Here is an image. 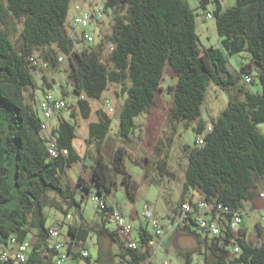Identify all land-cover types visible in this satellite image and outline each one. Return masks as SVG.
Here are the masks:
<instances>
[{
    "label": "trees",
    "instance_id": "1",
    "mask_svg": "<svg viewBox=\"0 0 264 264\" xmlns=\"http://www.w3.org/2000/svg\"><path fill=\"white\" fill-rule=\"evenodd\" d=\"M6 1L0 0V249L12 236L30 239L28 260L20 264H53L56 258L48 242L52 226L47 224L50 214L47 208L63 211L66 219L69 212L74 214L76 221L69 224L68 235L85 243L94 230L81 208L88 198L82 192L88 193L91 183L83 175H79L75 184L68 177L69 168L80 159L74 147L75 124L57 115L59 122L52 125V134L69 153L51 157L42 130L44 117L40 116L37 104L33 71L59 70L64 60L68 61L69 77L79 96L77 106L84 118L92 113L90 100L101 98L111 83L127 93L119 135L129 140L136 116L157 106L159 93L165 91L163 80L167 73L176 79L167 86L172 95L169 121H191L201 114L211 81L223 87L236 84L225 52L247 51L251 63L243 69L248 71L255 65L262 91L240 88L245 99H231L210 129L199 122L197 139L204 135V144H198L196 139L197 147L189 152L181 200L202 197L209 203H222L232 209L255 206L256 181L264 179V133L258 128L264 122V0H236L228 8L215 0L213 15L222 48L204 49L198 44L196 17L187 0H106L102 14L112 15L111 34L76 49L74 39L81 40L79 32L87 28L79 29L76 37L71 36L72 23L67 29L72 0ZM102 20L103 17L94 23L98 25ZM48 79L43 73L44 96L53 94ZM66 94L61 96L64 100ZM110 104L111 108L106 106L112 111ZM110 125V113L99 108L97 120L89 125L90 141H103ZM173 134L165 139L168 145ZM159 142L156 150L161 155L164 138ZM125 154L126 148L120 146L111 163L100 155L92 165L97 191L90 196L91 200L99 195L107 203L101 210L92 200L102 222L98 236L106 235L117 243L118 264H153L147 263L152 255L151 230L142 226L134 238L138 246L131 248L117 227L108 225L109 220L113 221L110 213L116 207L103 195L116 187L118 172L125 171ZM158 164L160 171H164L166 160L159 159ZM129 177L126 172L124 182L129 196L135 198L138 187ZM189 188L198 191L197 196L186 194ZM78 192L82 201L76 197ZM231 217L232 214H227L221 219L220 234L202 228L194 214L177 231L194 234L203 264H264V223L255 224L260 242L256 243L249 239L243 225L238 231L231 229ZM234 244L240 246V252H232ZM78 246L82 247L71 251V261L105 264L101 253L90 261V253L87 257L81 255L87 245L84 248L78 243ZM184 257V264H192L191 250ZM0 264L18 263L10 260Z\"/></svg>",
    "mask_w": 264,
    "mask_h": 264
},
{
    "label": "rangeland",
    "instance_id": "2",
    "mask_svg": "<svg viewBox=\"0 0 264 264\" xmlns=\"http://www.w3.org/2000/svg\"><path fill=\"white\" fill-rule=\"evenodd\" d=\"M4 1L7 2L6 0ZM75 1L81 3L84 9L91 10L96 6L103 7L106 0H72L68 12V30L75 14ZM187 1L196 17L199 46L202 49L210 46L222 48V37L219 34L216 18L213 15L215 0ZM220 1L224 8L236 4V0ZM208 12L212 13V18L207 17ZM112 24V15L104 14L101 23L98 22V25H96L91 22L86 28L95 37V43H97L102 38V35L111 34ZM225 53L228 69L236 79L235 85L223 87L211 81L208 85L204 102L201 105V114L191 121L181 120L173 123L169 121L172 95L168 93L167 86L174 84L176 79H173L167 73L166 78L163 80L165 91L159 93L157 106L149 112H142L136 116V126L129 140H124L119 135L121 110L127 98V93H122L120 86L111 83L101 98L91 99L92 113L89 118H84L77 106L79 96L74 92L73 82L69 77L70 68L68 61L64 60L62 68L53 72L51 70L50 72L48 70L44 72L38 70V73L35 70L33 71L37 81L35 92L41 117H43V112L39 104L44 97L43 87L46 86L45 80H43V73L48 75V80L51 84L49 89L56 97H61L67 93L65 97L66 107L56 112L51 124L55 125L59 122L57 115L60 114L64 119L75 124L76 137L74 139V147L79 153L80 159L69 168L68 177L75 184L79 179V175H83L91 183L90 191L88 193L82 192L88 198L81 205L87 222L94 227L87 241V248L90 253L88 259L90 261H95L99 253H101L105 264H118L119 260L116 256L118 251L117 243L106 235L98 236V230L102 222L98 219L97 204L90 197L97 191V185L92 180V165L95 158L102 155L106 162L111 163L117 148L120 146L126 148L124 157L125 171L118 172L116 187L112 191H106L103 196L109 204L123 210L127 220L134 227L133 237L135 239L138 237L142 226L151 230L148 218L144 213L146 204L150 205L160 225L164 228L169 227L185 192V176L189 163V152L197 147L196 139L200 133L196 130V127L199 122L202 121L208 127L207 129H210L213 122L220 117L231 99H245V93L240 88L251 91H262L263 88L254 64H252V69L248 71L243 69L244 65L251 63V56L247 51L239 53L226 51ZM247 77H251L252 81H248ZM117 91H120V93L118 94ZM106 100L112 103V111L106 106ZM99 108L110 113V129L103 141L94 139L90 141L89 125L90 122L97 120V110ZM73 111H76L77 114L74 115ZM258 128L264 133V122L259 123ZM172 134V142L168 145L165 139ZM162 137L165 143L164 148L167 149H164L161 145L162 153L159 155L156 148L160 144L158 141ZM99 142L101 143L98 151ZM163 150H166V153ZM159 159H165L167 162L164 171H160L158 167ZM126 172L129 173V179L136 183L138 187L135 198H131L128 194L127 184L124 182ZM256 183L257 187H264V179H258ZM189 189L186 194L189 196L196 194L194 196H197L198 191L192 188ZM76 197L81 201L83 199L80 192L77 193ZM46 211L50 213L47 222L48 226H57L68 237V226L70 223H74L76 219H66L65 213L59 209L47 208ZM262 215L263 212H251L244 217L243 228L247 229L249 239L256 243L260 242L258 241L255 224L260 221ZM108 225L110 227L115 226L111 220L108 221ZM195 227L193 225V228ZM55 240L56 238L51 236L48 238V242L51 245L54 244ZM188 250L192 251V264H203V255L199 252L194 234L176 231L160 247L153 258V264H163L164 261H167L168 264H184V253ZM82 263H85V259H82Z\"/></svg>",
    "mask_w": 264,
    "mask_h": 264
},
{
    "label": "built area",
    "instance_id": "3",
    "mask_svg": "<svg viewBox=\"0 0 264 264\" xmlns=\"http://www.w3.org/2000/svg\"><path fill=\"white\" fill-rule=\"evenodd\" d=\"M74 9L75 14L72 18L71 29V36L73 37H76V33L79 29H84L91 22L99 21L103 17L101 6H96L91 10H88L84 9L81 3H76ZM207 17L212 18V13L208 12ZM79 33L81 34V40H76L73 38L75 49L81 44H86L95 40L93 35L86 30L82 33ZM108 46L110 49L112 48L111 43H109ZM247 80L251 81L252 79L251 77H247ZM105 102L108 107L111 106L109 100H106ZM66 105L67 103L62 97H55L52 93L44 96L40 102V107L44 117V121L42 122V130L43 135L47 139V148L51 157H57L58 155L69 153L67 148L60 147L56 138L53 136V126L51 124L56 112L65 108ZM197 142L198 144H204V135H201L197 139ZM256 188L258 190V196L255 201V206L246 208L240 207L238 209H232L231 207H228L222 203L214 205L207 202L202 197H196L193 199L185 197L184 199L180 200L174 218L167 228H164L162 225H160L150 205L146 204L144 206V213L148 218L151 226V233L153 235L152 239L150 240L152 255L147 263L149 261H153V258L158 253L160 247L163 246L165 241L170 238L182 225L185 224V221L188 220L192 214L197 216V220L201 227L212 234L221 233L222 224L220 223H223L221 219H224L227 214H232L229 226L235 231H238L242 227L244 217L251 212H263L260 222L264 223V187ZM92 200L98 204V207L101 210L106 208L107 203L99 195H94ZM110 215L123 240H125L131 248H137L138 242L133 237L134 227L131 222L127 220L124 212L120 208L116 207L112 210ZM74 216L75 215L71 212L67 214L68 219H72ZM49 236L56 238L54 244L52 245V251L56 258L53 264H77L74 263V261H71V251H77L76 249L82 247L78 246V243H82L84 248L87 243L71 235H68V237L65 236L59 231L58 227L54 226L50 227ZM31 249L32 241H30V239L20 240L16 236H12L9 239L7 245H4L0 249V261L14 260L18 264L26 262ZM240 250L241 249L239 245H233L232 252L238 253ZM81 255L83 257H87L89 255L88 249H82ZM80 262L81 260L79 263ZM163 264H168V262L164 261Z\"/></svg>",
    "mask_w": 264,
    "mask_h": 264
},
{
    "label": "crops",
    "instance_id": "4",
    "mask_svg": "<svg viewBox=\"0 0 264 264\" xmlns=\"http://www.w3.org/2000/svg\"><path fill=\"white\" fill-rule=\"evenodd\" d=\"M122 210V209H121ZM123 211V210H122Z\"/></svg>",
    "mask_w": 264,
    "mask_h": 264
}]
</instances>
